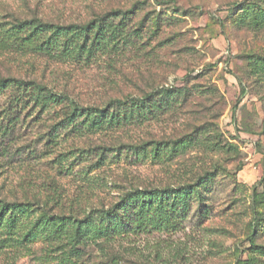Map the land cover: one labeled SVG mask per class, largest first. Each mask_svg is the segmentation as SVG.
Returning <instances> with one entry per match:
<instances>
[{
	"label": "rangeland",
	"instance_id": "rangeland-1",
	"mask_svg": "<svg viewBox=\"0 0 264 264\" xmlns=\"http://www.w3.org/2000/svg\"><path fill=\"white\" fill-rule=\"evenodd\" d=\"M108 14L131 42L91 65L0 50V79L85 108L140 107L128 124L79 133L69 100L44 109L0 88V204L83 217L136 189L198 185L201 196L175 202V229L90 244L79 258L42 234L11 244L0 232V264H264V0H0V29Z\"/></svg>",
	"mask_w": 264,
	"mask_h": 264
},
{
	"label": "trees",
	"instance_id": "trees-1",
	"mask_svg": "<svg viewBox=\"0 0 264 264\" xmlns=\"http://www.w3.org/2000/svg\"><path fill=\"white\" fill-rule=\"evenodd\" d=\"M237 6L232 5L230 10ZM116 15L108 14L80 25H61L42 20L19 21L7 29H0V50L37 53L49 60H70L88 66L96 53H107L117 49L121 42L125 45L131 42V36L123 37L122 25L125 21L116 24L112 19ZM10 87L17 88L26 96L25 100L33 101L44 109L69 100L67 127L73 125L79 133H84L86 129L96 132L128 124L140 110L138 105L126 110L128 101L121 99L111 100L106 107L85 108L37 82L0 79V88ZM149 105L152 109L153 103ZM154 151H158V147ZM198 188V185H190L163 191L136 189L112 207L84 212L83 217L81 214H52L42 209L44 215L37 218L36 205L28 201H5L0 204V232L11 244L35 243L36 236L42 234L43 242L57 246V252L79 258L90 244L110 243L131 235L175 229L181 222L175 202L186 204L195 192L201 196ZM170 198L174 200L170 201Z\"/></svg>",
	"mask_w": 264,
	"mask_h": 264
}]
</instances>
